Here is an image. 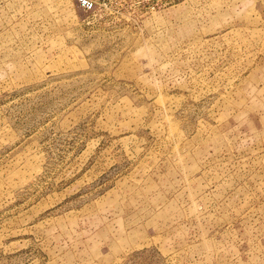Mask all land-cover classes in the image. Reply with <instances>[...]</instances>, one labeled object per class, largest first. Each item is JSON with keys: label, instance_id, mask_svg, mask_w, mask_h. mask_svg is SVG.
Listing matches in <instances>:
<instances>
[{"label": "rangeland", "instance_id": "1", "mask_svg": "<svg viewBox=\"0 0 264 264\" xmlns=\"http://www.w3.org/2000/svg\"><path fill=\"white\" fill-rule=\"evenodd\" d=\"M0 0V264H264V0Z\"/></svg>", "mask_w": 264, "mask_h": 264}, {"label": "built area", "instance_id": "2", "mask_svg": "<svg viewBox=\"0 0 264 264\" xmlns=\"http://www.w3.org/2000/svg\"><path fill=\"white\" fill-rule=\"evenodd\" d=\"M79 1H80V3L82 5H86V6L91 5V1L90 0H79Z\"/></svg>", "mask_w": 264, "mask_h": 264}]
</instances>
